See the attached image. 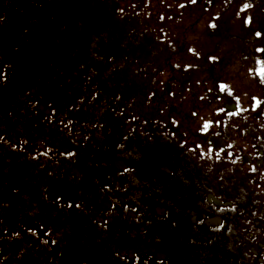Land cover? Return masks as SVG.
Segmentation results:
<instances>
[{"label":"flooded vegetation","instance_id":"af4514ba","mask_svg":"<svg viewBox=\"0 0 264 264\" xmlns=\"http://www.w3.org/2000/svg\"><path fill=\"white\" fill-rule=\"evenodd\" d=\"M0 3V264H264V0Z\"/></svg>","mask_w":264,"mask_h":264},{"label":"snow or ice","instance_id":"6c2138e0","mask_svg":"<svg viewBox=\"0 0 264 264\" xmlns=\"http://www.w3.org/2000/svg\"><path fill=\"white\" fill-rule=\"evenodd\" d=\"M192 2H195V0H192ZM244 7L247 8V7H250V5L245 4ZM250 21H251V18L249 17V18L246 20V23H250ZM212 26L214 27L215 25H212ZM255 35H256L257 37H259V36H261V33H260V32H256ZM258 51L264 53V49H258ZM213 59H214V58H213ZM260 63H261L262 65H264V61H260ZM260 75H261V77H262V82H264V72H261ZM226 87H227V85H222V88H226ZM253 99L255 100V102H256L258 105L261 104V103H264V102L260 101L258 98H255V97H254ZM221 111H223V109H221ZM207 127H208V125H207V123H206V124H205V128H207Z\"/></svg>","mask_w":264,"mask_h":264},{"label":"rangeland","instance_id":"374dc122","mask_svg":"<svg viewBox=\"0 0 264 264\" xmlns=\"http://www.w3.org/2000/svg\"><path fill=\"white\" fill-rule=\"evenodd\" d=\"M162 1V0H161ZM157 3H159V2H157ZM158 7H159V5H157V8H156V10H163V9H158ZM17 20H13V24L14 23H19L20 22V20L21 19H19V18H16ZM251 85H252V83H251ZM252 89V88H251ZM252 91H253V89H252Z\"/></svg>","mask_w":264,"mask_h":264}]
</instances>
